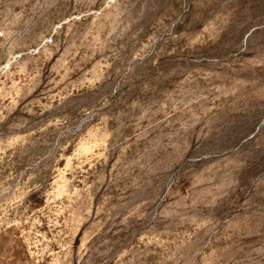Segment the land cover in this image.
Listing matches in <instances>:
<instances>
[{
	"label": "rangeland",
	"instance_id": "rangeland-1",
	"mask_svg": "<svg viewBox=\"0 0 264 264\" xmlns=\"http://www.w3.org/2000/svg\"><path fill=\"white\" fill-rule=\"evenodd\" d=\"M0 264H264V0H0Z\"/></svg>",
	"mask_w": 264,
	"mask_h": 264
}]
</instances>
